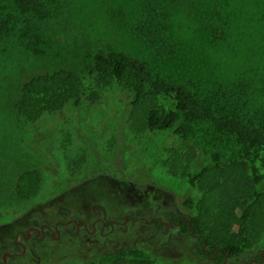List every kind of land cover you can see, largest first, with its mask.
Wrapping results in <instances>:
<instances>
[{"label":"rangeland","instance_id":"374dc122","mask_svg":"<svg viewBox=\"0 0 264 264\" xmlns=\"http://www.w3.org/2000/svg\"><path fill=\"white\" fill-rule=\"evenodd\" d=\"M140 14V0H63L60 15L45 23L41 35L45 44L42 37L37 42L33 31L28 35H34L32 42L37 43L33 46L18 36L0 42V247L2 239L10 235L8 226L30 207L48 203L89 173L148 182L179 204L188 192L196 193L188 178L173 174L165 163L177 137L173 130L148 133L128 128L124 132L122 104L115 88L103 91L98 105L91 108L86 103L79 112L63 110L28 121L15 103L23 83L32 76L71 69L84 77L90 92L95 55L122 52L146 62L154 73L186 74L206 85L241 81L264 104V0H188L187 8L175 14L172 22V33L175 31L169 38L175 52L165 57L157 55L135 29ZM163 102L173 106L170 98ZM183 122L200 149L192 172L212 162L211 153H220L224 161L239 156L241 147L233 136L209 122ZM26 170L39 171L41 184L32 197L21 198L16 183ZM260 172L264 174V168ZM261 187L264 190V182ZM102 189L100 198L111 197ZM113 203L110 210H123ZM69 251L64 248L58 257H44L41 264H62ZM251 251L264 252V237ZM107 255L113 254L89 253L79 260L89 264ZM124 255L146 258L150 264H220L199 259L188 249L167 254L138 245Z\"/></svg>","mask_w":264,"mask_h":264},{"label":"trees","instance_id":"16d2710c","mask_svg":"<svg viewBox=\"0 0 264 264\" xmlns=\"http://www.w3.org/2000/svg\"><path fill=\"white\" fill-rule=\"evenodd\" d=\"M187 4L188 0H140L141 14L135 29L157 55L174 54L175 45L169 38L175 31L172 33V22ZM62 8L63 0H0V42L18 36L28 39V46L35 45L41 40L45 23L58 17ZM32 31L36 43L32 42L34 35L28 36ZM90 75L94 80L90 92L84 77L71 69L34 75L23 83L15 108L28 121L36 122L47 113L79 112L86 103L90 108L98 105L103 91L115 88L122 104L120 120L124 132L128 128L148 133L173 130L177 136L165 163L173 174L188 178L196 190L188 192L183 200L194 213L192 225L196 233L202 234L201 243L193 246L195 254L206 258L201 245L207 242L218 248L220 261L225 256L250 257L248 251L264 237V174L260 172L264 168V104L256 93L241 81L206 85L186 74L154 73L146 62L122 52H98ZM168 98L173 106L163 102ZM184 120L209 122L233 136L241 147L239 156L224 161L220 153H211L212 162L199 172H192L191 165L200 149L191 141V131ZM40 184L39 171L26 170L17 180L16 194L30 198ZM184 228L187 229L186 223ZM89 264L150 262L113 254Z\"/></svg>","mask_w":264,"mask_h":264},{"label":"flooded vegetation","instance_id":"af4514ba","mask_svg":"<svg viewBox=\"0 0 264 264\" xmlns=\"http://www.w3.org/2000/svg\"><path fill=\"white\" fill-rule=\"evenodd\" d=\"M84 176L78 185L48 203L30 207L8 226L10 235L2 239L0 264H41L42 258L58 257L64 248L71 250L64 258L77 263L89 253L126 254L138 245L167 254L188 249L199 258L193 246L201 243L202 234L196 233L194 214L183 202L175 203L165 191L145 181L136 183L101 172ZM102 187L111 197H99ZM112 201L123 210H110ZM201 247L206 258L216 263L264 264V252L249 250L248 258L225 256L220 261L218 248L207 242Z\"/></svg>","mask_w":264,"mask_h":264}]
</instances>
